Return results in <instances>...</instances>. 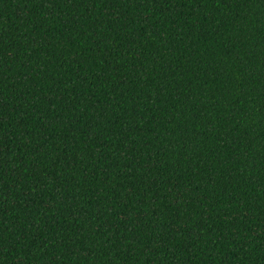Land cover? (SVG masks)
Masks as SVG:
<instances>
[{"label":"trees","instance_id":"trees-1","mask_svg":"<svg viewBox=\"0 0 264 264\" xmlns=\"http://www.w3.org/2000/svg\"><path fill=\"white\" fill-rule=\"evenodd\" d=\"M0 264H264V0H0Z\"/></svg>","mask_w":264,"mask_h":264}]
</instances>
